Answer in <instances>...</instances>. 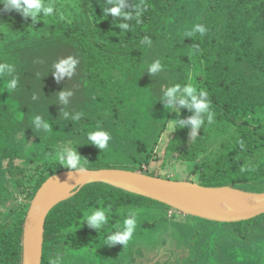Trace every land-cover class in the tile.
I'll list each match as a JSON object with an SVG mask.
<instances>
[{"label":"trees","instance_id":"obj_1","mask_svg":"<svg viewBox=\"0 0 264 264\" xmlns=\"http://www.w3.org/2000/svg\"><path fill=\"white\" fill-rule=\"evenodd\" d=\"M43 2L55 4L66 19L53 15L32 24L15 12H0V63L14 65L18 77L14 91L7 88L11 77H0V159L19 155L13 130L35 127L40 116L51 125L48 132L40 130L45 145L72 143L87 160L86 168L143 172L171 114L172 120L192 115L183 108L179 115L172 113L160 100L163 92L175 84L191 85L208 93L214 122L205 121L194 135L171 121L164 154L193 164L189 181L264 191V0H126L144 8L139 23L127 21L129 31L118 27L125 21L105 16V0ZM197 24L208 32L184 37ZM145 36L150 46L143 43ZM70 60L77 61L73 73L57 81L56 65ZM155 60L162 71L149 74ZM62 90L72 92L66 105L58 104ZM76 113H82L80 120L71 118ZM99 130L111 135L102 151L86 139ZM63 169L57 164L46 168L31 196L49 175ZM154 171L147 173L162 177L159 169ZM170 208L105 183L86 184L49 211L41 264H50L57 255L62 264H148L134 258L143 251L137 248L134 254L132 245L140 238L155 246V232L161 228L172 230L171 237L187 248L184 257L174 258L175 264L256 263L255 257L250 261L229 251H244L264 240V213L237 222L191 215L170 221ZM96 209L108 215L98 231L83 223ZM26 211L19 209L8 220L0 212V264H21ZM129 211L137 214L133 238L126 246L105 245L109 235L123 228ZM153 259L158 260L150 264H170Z\"/></svg>","mask_w":264,"mask_h":264},{"label":"clouds","instance_id":"obj_2","mask_svg":"<svg viewBox=\"0 0 264 264\" xmlns=\"http://www.w3.org/2000/svg\"><path fill=\"white\" fill-rule=\"evenodd\" d=\"M103 11L105 16L111 15L115 20L125 21L118 24L121 31H129L130 25L127 21L135 20L136 23L140 22V17L143 15L142 4H128L126 0H105L103 4ZM129 8V11H125V8ZM0 12H15L24 19H30L32 24H36L42 20V17H50L58 15L60 20H65L66 17L63 13H57L55 4L48 3L45 5L43 0H0ZM208 32L207 27L203 24L195 25L190 31L184 34V37H194L197 33L201 36ZM143 43L150 46L152 41L149 37L145 36ZM198 50L197 46H194ZM77 61L70 60L64 61L56 65L55 79L60 81L61 79L70 76L75 67ZM16 69L15 66L9 63H0V77L5 75L11 77L8 81L7 88L9 90H15L18 85V77L14 75ZM162 71V65L159 60H155L151 63L148 68L149 74H156ZM58 100L61 105L68 103V98L72 95L71 91H59ZM164 102V106L171 109L172 112H176L179 115L181 108L187 109L192 112V115L187 119H173L175 126L188 127L190 132L197 135L198 130L203 127L205 121L208 124L214 122V113L211 111V103L208 98L206 91H197L191 85L181 86L175 84L168 87L163 92V97L160 99ZM65 117L69 116V113H64ZM82 113H76L71 118L73 120H80ZM34 126L37 130L48 132L51 129V125L48 122L42 120L40 116H36L34 120ZM89 143L93 144L100 151L105 150L109 146L111 135L107 131L99 130L88 134L86 138ZM240 147L244 149L243 141H240ZM57 163L68 170H75L76 172L82 173L87 171L86 164L87 160L83 159L75 148H65L58 152L56 157ZM251 171L252 169L241 168V171ZM83 223H86L88 227L96 231L102 229L108 223L107 210L96 209L87 215ZM137 227V214L134 211H129L126 218L123 221V228L117 230L106 238L105 245L113 246L120 244L126 246L128 242L133 238V234ZM50 264H62V257L57 255L54 259L50 260Z\"/></svg>","mask_w":264,"mask_h":264},{"label":"water","instance_id":"obj_3","mask_svg":"<svg viewBox=\"0 0 264 264\" xmlns=\"http://www.w3.org/2000/svg\"><path fill=\"white\" fill-rule=\"evenodd\" d=\"M86 169L87 171L82 173L63 169L49 175L37 188L30 200L23 222L21 264H41L44 226L49 211L57 203L69 198L82 186L90 183H105L161 202L184 214L211 221L237 222L264 213V191H247L229 185L204 186L194 181L170 179L114 167ZM70 179L78 180L73 191L64 199L54 201L58 188ZM222 188L239 191L253 202L248 207H234L227 200L221 198L225 208L215 210L202 205L194 197L195 189L218 196L217 190Z\"/></svg>","mask_w":264,"mask_h":264},{"label":"rangeland","instance_id":"obj_4","mask_svg":"<svg viewBox=\"0 0 264 264\" xmlns=\"http://www.w3.org/2000/svg\"><path fill=\"white\" fill-rule=\"evenodd\" d=\"M8 13L11 12L4 14ZM169 120L171 122L172 114ZM170 122H168L169 126ZM169 126H167V129L162 133L152 153L157 158L154 156L150 158L148 162L143 163V172L146 174H148L147 172L156 173L154 170L159 169L160 172L157 173L162 177L168 176L171 179L188 181L189 177H191L190 170L193 168V164L180 163L172 157L173 155L164 154L163 148L167 134L170 131ZM12 135L14 144H17L19 148V155L15 158L0 159V212L5 214L7 217L6 220L12 217L19 209L27 210L30 200L32 199L31 192L35 188L40 176L47 173L45 169L48 167L50 168V166L55 167V164L60 165L56 160L60 150L73 148V144L70 142L65 143L63 146L60 145L59 142H50L48 145H45L40 130L35 129V127H18L13 130ZM14 169L17 171L15 174L12 172ZM187 216L189 215L172 208L166 211V218L170 221H184ZM171 236L172 230L169 228L156 230L155 246H153V243L147 244L145 241L137 238V240H135L137 244L132 245L131 251L134 250L135 254L137 253V248L142 249L143 255H134V258L138 261L150 264V260H158L153 259V257L157 256L159 259L162 258L161 262L167 260L170 264H175L176 259L174 258L176 256L184 257L187 254V248L177 244L178 241ZM105 252L111 254L110 250H106ZM229 252H239L240 256H243L246 260H248L249 257L250 261L255 257V264H264V240L252 244L249 248L244 249V251L240 248L237 250L234 248ZM230 255L228 257L232 256ZM233 255H235V253H233ZM81 264L98 263L96 261H85Z\"/></svg>","mask_w":264,"mask_h":264},{"label":"bare ground","instance_id":"obj_5","mask_svg":"<svg viewBox=\"0 0 264 264\" xmlns=\"http://www.w3.org/2000/svg\"><path fill=\"white\" fill-rule=\"evenodd\" d=\"M78 180L70 179L62 184L55 193L54 201L61 200L67 197L76 186ZM218 196L211 195L209 193L202 192L198 189L194 190V197L204 206L210 209H224L225 205L221 201V198L227 200L234 207H248L253 201L247 199L245 195L239 191H234L228 188H222L217 190Z\"/></svg>","mask_w":264,"mask_h":264}]
</instances>
